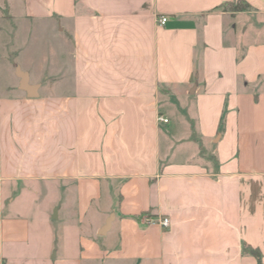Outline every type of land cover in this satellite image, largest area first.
I'll return each mask as SVG.
<instances>
[{
  "label": "crops",
  "instance_id": "1",
  "mask_svg": "<svg viewBox=\"0 0 264 264\" xmlns=\"http://www.w3.org/2000/svg\"><path fill=\"white\" fill-rule=\"evenodd\" d=\"M230 1L0 0V264L264 263V0Z\"/></svg>",
  "mask_w": 264,
  "mask_h": 264
},
{
  "label": "trees",
  "instance_id": "2",
  "mask_svg": "<svg viewBox=\"0 0 264 264\" xmlns=\"http://www.w3.org/2000/svg\"><path fill=\"white\" fill-rule=\"evenodd\" d=\"M217 8H223V10L232 11V12H239V11H250L252 10V5L247 0H236V1H230L226 2ZM224 129V121L222 119V122L220 124V130ZM246 252L252 253L258 261V264H264L262 261V254L259 249L246 247Z\"/></svg>",
  "mask_w": 264,
  "mask_h": 264
},
{
  "label": "built area",
  "instance_id": "3",
  "mask_svg": "<svg viewBox=\"0 0 264 264\" xmlns=\"http://www.w3.org/2000/svg\"><path fill=\"white\" fill-rule=\"evenodd\" d=\"M168 18L165 17V16H162L158 19V23L161 24V25H164L166 22H167ZM158 120L159 121H162V122H168V118H166L165 116L163 115H159L158 116ZM148 219V218H147ZM152 222H157L159 223L160 225H162L163 227H169L170 226V219L168 217H164V218H161L159 220H150Z\"/></svg>",
  "mask_w": 264,
  "mask_h": 264
},
{
  "label": "water",
  "instance_id": "4",
  "mask_svg": "<svg viewBox=\"0 0 264 264\" xmlns=\"http://www.w3.org/2000/svg\"><path fill=\"white\" fill-rule=\"evenodd\" d=\"M23 84H25V82H24ZM109 224H110V220L108 221L106 228L109 226ZM106 228H105V229H106Z\"/></svg>",
  "mask_w": 264,
  "mask_h": 264
}]
</instances>
